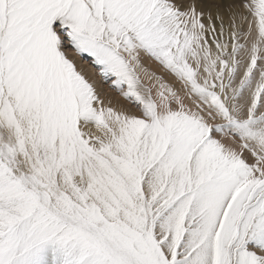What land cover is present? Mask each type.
<instances>
[{"label":"snow or ice","instance_id":"6c2138e0","mask_svg":"<svg viewBox=\"0 0 264 264\" xmlns=\"http://www.w3.org/2000/svg\"><path fill=\"white\" fill-rule=\"evenodd\" d=\"M225 11L0 0V264H264V0Z\"/></svg>","mask_w":264,"mask_h":264},{"label":"rangeland","instance_id":"374dc122","mask_svg":"<svg viewBox=\"0 0 264 264\" xmlns=\"http://www.w3.org/2000/svg\"><path fill=\"white\" fill-rule=\"evenodd\" d=\"M196 6L198 10L205 12V19L204 23L207 25V14L209 10L211 9V14L213 17L216 15L217 8L220 9L221 14L224 16L225 22L228 20V13L225 11V9L230 4H239L241 3V0H195ZM216 23V27L219 28V21H214ZM209 41H211V37H208ZM66 53L69 56L70 59L74 60L76 63V66L79 70L83 72V74L92 80L97 88V91L100 93V95H104L107 97V99L114 100L115 103H123L127 107L130 105L126 100H124L122 97L119 96L117 92H115L113 89L109 88L108 84H105L100 79L99 75L96 72L95 66L90 63V59L87 56L81 57L75 53L74 50L71 49L70 46L66 45ZM150 61V60H149ZM154 69H151L157 73H162V70L160 66L155 62L151 61ZM166 79H170L171 77L167 73H162ZM114 103V102H113Z\"/></svg>","mask_w":264,"mask_h":264},{"label":"bare ground","instance_id":"6f19581e","mask_svg":"<svg viewBox=\"0 0 264 264\" xmlns=\"http://www.w3.org/2000/svg\"><path fill=\"white\" fill-rule=\"evenodd\" d=\"M217 29H218V27H217ZM144 64L148 67V68H150V69H154L155 67L153 66V64H152V62L151 61H149L148 59H144ZM171 79V78H170ZM102 96V98H104V99H106L107 100V97L106 96H104V95H101ZM113 102H114V104H116L117 106H120V105H123V106H126L125 104H123V103H115V101L114 100H112ZM127 107V106H126ZM129 107V106H128Z\"/></svg>","mask_w":264,"mask_h":264}]
</instances>
